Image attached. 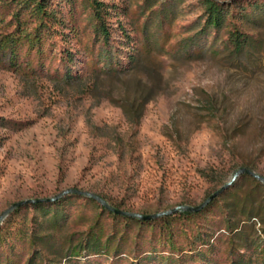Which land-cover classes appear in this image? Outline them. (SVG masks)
I'll list each match as a JSON object with an SVG mask.
<instances>
[{"label": "rangeland", "instance_id": "obj_1", "mask_svg": "<svg viewBox=\"0 0 264 264\" xmlns=\"http://www.w3.org/2000/svg\"><path fill=\"white\" fill-rule=\"evenodd\" d=\"M100 1L110 13L112 51L125 70L117 77L95 72L102 66V44L95 40L94 22L82 0H50L66 26H56L58 33L43 53L28 44L20 50L24 65L44 64L49 77L33 75L24 65L18 71L3 68L0 54V117L22 124L0 126V219L15 204L54 199L69 189L148 216L202 205L243 167L264 177V51L248 60L232 56L220 48L224 33L216 42L217 54L211 49L213 36L207 43L191 41L205 23L202 0ZM14 3L0 0V46L18 35ZM170 11L173 18H165ZM244 28L264 41L261 23ZM124 34L130 35V44ZM65 49L74 55L68 66L80 76L72 84L52 76L65 72ZM137 49L138 63L127 65L128 52ZM131 106L133 113H125L123 108ZM241 187V194L255 191L264 214V187L255 189L247 180ZM69 195L58 199L71 201L57 206L65 216L60 229L50 228L32 202L4 218L0 264H29L33 257L36 264H67V250L79 246L93 228L103 231L105 241H125L124 264H139L154 246L158 255L175 259L185 252H208L202 239L211 240L218 264L231 261L227 200L220 197L207 213L167 215L169 227L157 221L153 228L127 231L126 222L115 220L96 200ZM262 218L251 222L250 242L264 244ZM114 250L88 260L111 264Z\"/></svg>", "mask_w": 264, "mask_h": 264}, {"label": "trees", "instance_id": "obj_2", "mask_svg": "<svg viewBox=\"0 0 264 264\" xmlns=\"http://www.w3.org/2000/svg\"><path fill=\"white\" fill-rule=\"evenodd\" d=\"M14 2V7L17 9L12 15V20L16 23L18 35L3 39L0 46V54L3 58L2 61H6V65L2 66L3 68L18 71L23 67L24 63H26L24 60H21L20 50L22 46L28 44L30 50L36 49L37 52L43 53L44 47L48 44L49 40L58 33V28H56V26L64 27L66 23H63L62 20L59 19L56 9L50 4V0H14ZM201 2H203V18H205V23L197 34L191 38V41L198 44L200 41L202 43H207L211 36H213L214 41L212 42L213 46H211V49L214 54H217L220 53V50H217L216 42L219 40L220 34L224 33L226 36L222 39L220 48H223L222 50L229 52L232 56L240 58L245 57L246 60H248L252 54L264 51V41L258 40L254 34L246 32L244 28L246 24L251 23H261L264 25V0H251L247 3H242L240 1L226 3L217 0H202ZM82 3L85 9L89 10L92 21L94 22L93 34L95 40L97 43L102 44L99 61V64H102V66H98L95 72H98V75L102 74L110 77H117L125 70L118 55L117 58H115L114 52L112 51L115 47L112 45L113 36L108 21L110 13L108 12L107 5L100 0H82ZM251 6L254 7L252 10H250ZM173 15L174 11L166 12L165 18H173ZM124 36L127 38V44H130V35L124 34ZM149 37L150 36L146 34V38L150 42L152 39ZM61 53L64 62L67 63H65V72L56 71L52 76L64 80L65 83L72 84L80 79L78 73H74V69L68 66L74 62V55L68 49H65ZM140 56L141 53L139 50L136 52H128L126 60L127 65L135 66ZM28 63L24 66L29 73L33 75L39 73L47 77L51 75L50 72L45 69L44 64H40L37 68H32ZM123 109L127 114H129V112L133 113V106L129 107V109L125 107ZM134 112H136V110ZM139 112H141V110L138 111V113ZM140 114L141 113H139V115ZM20 125L22 124L13 123L7 118L0 117V126L3 128H21ZM240 177V182L236 181L219 196L223 201L227 200V202H225V208L228 212V216L226 217L225 231L231 235L230 240L234 245V248H231L233 251L230 253L231 261L229 264H264V244H261L257 240L250 242L253 234L249 233V230L252 231V229H255V224H251V222L258 217H264L262 211L263 206L257 203L254 190L243 192L242 194L240 193V191H243L241 182L244 180L251 182L255 189L264 187V184L248 174H243ZM69 197H76L78 199L87 198L89 201L95 202L92 198L81 195H69ZM216 199L210 203V206L201 212H184L181 215L191 217L207 213L213 208ZM68 201L69 199L55 200L52 204L38 202L34 203L33 207L38 212L42 213L43 218L46 219L50 228L60 229L62 225L61 222L65 219V216L64 213L57 210V206L63 207ZM70 202L71 201H69V203ZM108 213L115 220H123L126 222L127 231L129 227L133 229L135 226L147 230L153 228L157 221L162 222L166 227H169L171 224L170 216L147 221L135 217L131 218L119 214L116 215L109 210ZM261 221L264 224L263 218ZM102 232L103 231L100 230L96 231L94 228L91 229L79 246H74L67 250L64 256L67 260V264H81V259L83 258L87 259L85 264H92L88 259L94 256L102 257L105 254L110 255V252L114 249L113 254L115 259L111 264H124L125 261L122 255L126 252L124 246L125 241L118 242L117 239L113 237L107 238L105 241L104 233ZM32 238L34 239L36 237L33 235ZM43 238L44 236L37 237L38 240H43ZM201 241L205 242L204 244L206 245L208 244V252H185L184 256L175 259L172 256L164 257L163 255H158L155 253L154 246L150 248V254L146 256L144 260L138 262L139 264H218L216 256L214 258L211 254L214 251L213 247H211V240L209 243L204 241V239ZM2 243L3 242H0V245ZM168 244L171 245L172 251H176L173 242ZM241 251H243V253H241ZM36 259V257H33L29 264H36ZM12 263L13 261L11 262L10 260L6 262V264Z\"/></svg>", "mask_w": 264, "mask_h": 264}, {"label": "water", "instance_id": "obj_3", "mask_svg": "<svg viewBox=\"0 0 264 264\" xmlns=\"http://www.w3.org/2000/svg\"><path fill=\"white\" fill-rule=\"evenodd\" d=\"M243 174L251 175L252 177H254L255 179H258L259 181H261L264 184V177L262 175H260L258 172H254V171H252V170H250L248 168L243 167L239 171H237V173L234 175V177H233L231 182L227 183L221 190H219L216 193L212 194L209 197V199H207L204 203H202V205L194 206V207H191V206H180L179 208H176V209H173V210H170V211H165L163 213L152 214V215H148V216L142 215V214H139V213H134V212H132V213L125 212V211H123L121 209L111 207L101 196L99 197L98 195L93 194L91 192H86V191L82 192V191H79V190L69 189V190L63 192L62 194H60L59 196L54 197V199L38 200V201H24L23 203L15 204V205L11 206L9 209H7L8 211L5 214H3V216L0 219V222L4 218H6L8 216V214L13 212L17 208L22 207L26 203H29V202L38 203V202H41V201L54 202L55 200H58V199H60V198H62L64 196L69 195V193H74V194H78V195H81V196H84V197L86 196V197L92 198V199L96 200L97 202H99L100 204H102L104 207H106L109 211L115 213L116 215L119 214V215L131 217V218L135 217V218H139V219L147 220V221L150 220V219L161 218V217L167 216V215L177 214V213H179L181 211L190 212V213L201 212L204 209H206L208 206H210V203L213 200H215L222 193H224L225 190L228 189V187L231 186L234 182H236V180Z\"/></svg>", "mask_w": 264, "mask_h": 264}]
</instances>
